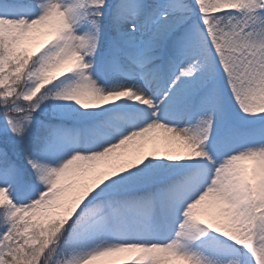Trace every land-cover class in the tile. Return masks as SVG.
I'll list each match as a JSON object with an SVG mask.
<instances>
[{"label": "snow or ice", "instance_id": "1", "mask_svg": "<svg viewBox=\"0 0 264 264\" xmlns=\"http://www.w3.org/2000/svg\"><path fill=\"white\" fill-rule=\"evenodd\" d=\"M0 264H264V0H0Z\"/></svg>", "mask_w": 264, "mask_h": 264}]
</instances>
